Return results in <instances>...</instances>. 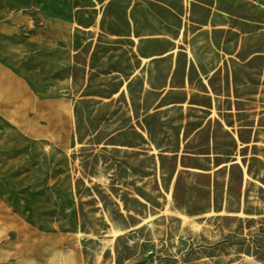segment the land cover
<instances>
[{"label":"rangeland","instance_id":"1","mask_svg":"<svg viewBox=\"0 0 264 264\" xmlns=\"http://www.w3.org/2000/svg\"><path fill=\"white\" fill-rule=\"evenodd\" d=\"M225 3L0 2L19 264H264V25Z\"/></svg>","mask_w":264,"mask_h":264},{"label":"crops","instance_id":"2","mask_svg":"<svg viewBox=\"0 0 264 264\" xmlns=\"http://www.w3.org/2000/svg\"><path fill=\"white\" fill-rule=\"evenodd\" d=\"M6 1L0 0L2 3H6ZM209 2L210 5H208V8L211 9L214 7L213 9L215 10V21L210 22L209 24H214L215 26L220 25L221 23L217 22V19H222L223 13L228 12V3H225V0H209ZM230 2L232 5L238 3V8L242 9L244 8V5L240 6V4L246 3L247 10L250 9L251 11L256 12L253 16L249 15L248 22L250 23H248V25L252 27L264 25V0H230ZM8 28V24L0 22V42L7 40L6 36L8 34ZM254 30L255 28L252 31H249V33L256 34V31ZM258 34L261 35V32ZM250 37L251 36H248L246 40L242 41V44L246 41L247 48L250 47V42H252L249 39ZM1 48L2 45L0 44V50H2ZM14 86L15 84L13 82L0 81V114L2 117H5L4 119L0 117V145L2 146H5V144L6 146L9 145L8 137L10 135V137L20 138L21 136H24L27 131L25 130L24 125L25 117L29 115L28 112L27 114L25 113L27 109L25 103H27V101H25V98L23 97V108L21 113V111H19L20 107L15 106L18 103V98L16 97L17 93L14 91L16 89ZM15 102L16 104H14ZM16 114H18L17 118H15ZM9 118H11V121L14 122L13 125L9 124ZM0 196V264H19L18 256H22V254H19V250L22 249V245H25L26 242H28L25 236V228L27 227L23 222V219L20 218L22 216L16 214L13 210V205L8 203L9 197L3 195L2 193H0ZM27 251L29 253V250ZM25 256L30 258V255L25 254L24 257Z\"/></svg>","mask_w":264,"mask_h":264},{"label":"bare ground","instance_id":"3","mask_svg":"<svg viewBox=\"0 0 264 264\" xmlns=\"http://www.w3.org/2000/svg\"><path fill=\"white\" fill-rule=\"evenodd\" d=\"M3 119H4V118H3ZM6 135H7V134H6ZM6 135H5V136H6ZM10 136H11V135H10ZM10 136H9V137L7 136V137L10 139ZM0 137H1V136H0ZM8 138H7V139H8ZM3 140H4V139H3ZM4 141H5V140H4ZM2 143H3V141H2ZM8 143L11 144L12 142H8ZM10 144H9V145H10ZM1 146H2V145H1ZM4 147H6V144H5ZM4 149H5V148H4ZM6 149H7V147H6ZM7 171H8V167H7ZM7 174H9V173H7ZM3 176H4V175H3ZM4 179H5V178H4ZM10 181H11V180H10ZM0 184H1V183H0ZM2 184L7 185V184H5L4 182H2ZM0 188H1V186H0ZM7 188H8V186H7ZM8 189H9V188H8ZM0 193H2V192H0ZM7 193H8V192H7ZM7 193H3V194H6L5 196H7ZM0 197H1V196H0ZM34 197H35V196H34Z\"/></svg>","mask_w":264,"mask_h":264}]
</instances>
